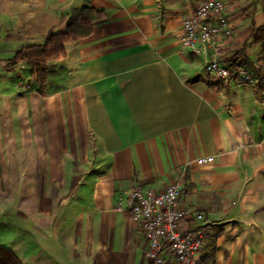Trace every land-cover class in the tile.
<instances>
[{
	"label": "crops",
	"instance_id": "crops-1",
	"mask_svg": "<svg viewBox=\"0 0 264 264\" xmlns=\"http://www.w3.org/2000/svg\"><path fill=\"white\" fill-rule=\"evenodd\" d=\"M223 1L232 33L218 40L220 60L246 47L258 68L261 44L245 45L264 29L262 4ZM200 2L0 0V223L68 239L77 264H149L116 193L177 183L181 204L204 216L198 264H264V86L218 82L182 47V20ZM83 6L106 16L66 44L37 91L9 61Z\"/></svg>",
	"mask_w": 264,
	"mask_h": 264
},
{
	"label": "built area",
	"instance_id": "built-area-1",
	"mask_svg": "<svg viewBox=\"0 0 264 264\" xmlns=\"http://www.w3.org/2000/svg\"><path fill=\"white\" fill-rule=\"evenodd\" d=\"M224 8L223 0H201L182 20V47L203 56L205 72L218 82L238 80L264 86V56L256 72L241 63L229 66L220 60L217 41L232 33L223 15ZM196 162L211 164L213 157H200ZM181 191L177 183L160 190L138 183L116 193L114 211L125 213L141 231L147 243L144 256L149 264H163L165 253L175 264H198L205 238L199 224L204 216L181 204ZM188 221L192 222L191 227Z\"/></svg>",
	"mask_w": 264,
	"mask_h": 264
},
{
	"label": "trees",
	"instance_id": "trees-1",
	"mask_svg": "<svg viewBox=\"0 0 264 264\" xmlns=\"http://www.w3.org/2000/svg\"><path fill=\"white\" fill-rule=\"evenodd\" d=\"M104 10L83 6L72 9L67 16L65 30L63 32L49 31L40 44L29 45L19 50L9 61L10 67L24 64L31 71L32 80L36 84V89L43 92L47 78L48 64L52 61L65 57V46L67 43L77 42L91 35L93 25L97 21L105 18ZM252 43H260L264 52V29L256 28L252 31ZM243 47L233 54L230 59H226L229 66L241 63L253 72H256L255 65L243 56ZM0 264H23L21 260L8 248L0 245Z\"/></svg>",
	"mask_w": 264,
	"mask_h": 264
},
{
	"label": "rangeland",
	"instance_id": "rangeland-1",
	"mask_svg": "<svg viewBox=\"0 0 264 264\" xmlns=\"http://www.w3.org/2000/svg\"><path fill=\"white\" fill-rule=\"evenodd\" d=\"M249 1L250 0H240L242 4ZM255 2H258L260 5L262 4L264 8V0H255ZM230 37L231 35L227 38ZM8 66L11 65L9 64ZM68 213V215H71L72 210ZM14 221L18 222L16 219ZM72 226V222L67 223L66 234ZM0 245L10 249L23 264H29L32 262L40 264L42 261L44 262L46 260L50 261L51 264L79 263L76 259H70L71 245L68 239H65L63 244L61 241L55 240L47 242L38 235L36 230L30 228L29 223L25 224L20 221L14 224L0 223ZM56 249L58 252L55 251Z\"/></svg>",
	"mask_w": 264,
	"mask_h": 264
}]
</instances>
